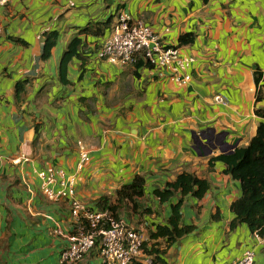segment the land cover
<instances>
[{
  "label": "crops",
  "instance_id": "1",
  "mask_svg": "<svg viewBox=\"0 0 264 264\" xmlns=\"http://www.w3.org/2000/svg\"><path fill=\"white\" fill-rule=\"evenodd\" d=\"M122 13L190 58L188 82L178 86L166 70L99 59L110 29L78 36ZM50 32L58 39L43 60ZM185 34L194 41L179 46ZM74 37L83 49L68 62L64 85L59 64ZM263 84L264 0H10L0 9V264H59L75 233L70 197L41 193L37 174L47 167L75 176L74 199L92 209L102 196L116 204V191L143 176V195L117 215L165 264H232L246 250L253 264H264V237L244 224L230 229L240 183L211 161L255 136ZM82 148L89 160L79 168ZM183 173L206 181L208 191L199 199L175 192L160 202L154 192ZM60 187L61 179L50 184ZM180 200L181 225L193 232L172 244L152 239ZM101 263L93 249L78 264Z\"/></svg>",
  "mask_w": 264,
  "mask_h": 264
},
{
  "label": "built area",
  "instance_id": "2",
  "mask_svg": "<svg viewBox=\"0 0 264 264\" xmlns=\"http://www.w3.org/2000/svg\"><path fill=\"white\" fill-rule=\"evenodd\" d=\"M9 1L0 0V9ZM97 57L121 65H134L141 59L153 68L169 72V78L178 86L190 79L186 73L190 58L181 55L178 48L163 47L150 27L132 20L126 13L113 24L111 35L98 50ZM88 160L86 152H81L77 166L81 168ZM37 176L42 180L41 193L48 200L70 197V214L77 221L75 233L68 237L69 245L60 254L59 264L79 263L93 249H97L103 264H131L134 260L151 264V259L143 256L144 239L139 231L110 213L95 211L74 199L71 190L75 176L65 177L63 171L50 167L38 172ZM58 179H61V187L54 191L50 184ZM253 261V251L246 250L232 264H253Z\"/></svg>",
  "mask_w": 264,
  "mask_h": 264
},
{
  "label": "trees",
  "instance_id": "3",
  "mask_svg": "<svg viewBox=\"0 0 264 264\" xmlns=\"http://www.w3.org/2000/svg\"><path fill=\"white\" fill-rule=\"evenodd\" d=\"M112 27V18L104 23H90L86 28L79 31L78 36H87L89 34L100 36L106 30H112ZM57 37L58 34L56 32L45 34L42 51L43 60H47L51 56V51L57 43ZM193 41L194 37L192 34H185L178 38V45H189L193 43ZM82 49L83 41L81 37H74L68 43L59 64V80L62 84H67L65 75L68 62L73 58L80 59V52ZM81 61L83 66L84 59H81ZM132 66L152 67L141 61V59ZM260 80H262L261 73H255V84L258 85ZM22 90L23 86L19 83L16 88V94L18 95ZM255 115L258 117L259 122L256 134L251 139L250 143L246 147L236 148L232 153L221 154L212 158L211 161L223 163L226 167V173L234 180L238 181L241 186V197L230 206V211L234 215L230 229L237 228L239 225L244 224L247 226L250 233H254L259 237H264V110H255ZM144 183L145 179L143 176H134L130 184L124 185L116 191V204L111 203V200L107 196H102L98 199L97 209L94 210L110 213L114 218L119 220L120 218L117 212L120 206L125 202L133 203L135 199L141 197L144 192ZM208 189L209 186L206 181L200 180L194 175L183 173L176 178L175 182L167 184L166 188L162 191H155L154 195L163 203L168 201L175 192H180L182 197L192 195L199 199ZM181 205L182 200L172 207L168 224L166 226L156 227L155 233L151 234L152 239L164 238L167 244H172L178 241V239L193 232V227L181 225ZM142 251L144 253L143 256L151 259V264H165V262L159 258L161 254L160 251L156 249L148 251L144 245ZM131 264H144V262L142 260H134Z\"/></svg>",
  "mask_w": 264,
  "mask_h": 264
},
{
  "label": "rangeland",
  "instance_id": "4",
  "mask_svg": "<svg viewBox=\"0 0 264 264\" xmlns=\"http://www.w3.org/2000/svg\"><path fill=\"white\" fill-rule=\"evenodd\" d=\"M82 152H84L83 148H82Z\"/></svg>",
  "mask_w": 264,
  "mask_h": 264
}]
</instances>
